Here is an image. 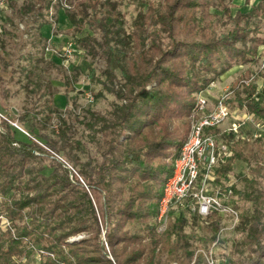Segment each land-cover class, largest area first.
Returning <instances> with one entry per match:
<instances>
[{
    "label": "trees",
    "instance_id": "obj_1",
    "mask_svg": "<svg viewBox=\"0 0 264 264\" xmlns=\"http://www.w3.org/2000/svg\"><path fill=\"white\" fill-rule=\"evenodd\" d=\"M53 1L28 0L24 12L40 17ZM101 2L76 0V12L68 15L71 24L82 26L88 21L91 28L106 35L107 25L99 18ZM212 2L145 0L132 34L136 41L132 60L118 57L107 40L106 74L114 81L118 69L122 81L116 94L119 103L109 116H94L88 124L101 135L97 165H79L67 154L64 163L53 160L51 170L44 173L37 164L45 149L28 136L22 140L18 137L22 132L3 122L0 218L6 217L16 231L5 228L0 219V264H25L32 256L36 264H173L192 258L195 248L189 240L193 235L183 232L188 210L178 208V215L173 210L165 231H158L164 186L188 139L196 96L234 65L250 62L264 45L261 30L249 27L256 7L252 11L240 8L233 14L230 6L219 2L218 9L232 26L218 36L209 30L213 22L203 25L211 15ZM200 10L203 15L196 16ZM249 40L252 44L247 48ZM246 94L238 105L264 120V95L255 100ZM60 137L61 145L46 137L44 144L60 153L69 142L63 131ZM244 140L234 142L230 157L217 170L221 181L240 162L248 165L252 175V179L243 176L241 189L231 188L243 202L251 203L254 216L247 211L240 214L245 236L227 264H264V139L255 151ZM69 164L79 177L66 167ZM191 215L193 220H205ZM82 233L88 237L67 242Z\"/></svg>",
    "mask_w": 264,
    "mask_h": 264
},
{
    "label": "rangeland",
    "instance_id": "obj_2",
    "mask_svg": "<svg viewBox=\"0 0 264 264\" xmlns=\"http://www.w3.org/2000/svg\"><path fill=\"white\" fill-rule=\"evenodd\" d=\"M27 2L28 0H7L0 13V112L8 119L2 120L1 128L4 121L12 128L15 127L11 123H15L23 131L24 135L18 134L22 140H27L26 133L38 139L30 137L47 152L37 164V167L44 169V173L51 170L53 160L64 163L67 154L74 157L79 165H97L101 161L98 144L101 135L93 132L88 124L94 116H109L113 105L119 103L116 94L122 81L118 69L114 70V81L106 74L108 65L104 52L105 43L110 40L115 47V54L125 61L134 59L133 48L136 41L132 34L137 18L144 10L145 0H102L99 18L101 24L107 25L106 35L98 28H91L88 21L82 26L74 27L71 24L68 15L76 12V0H54L49 11L40 17H34L30 11L24 12ZM219 2L230 6L233 14L240 8L252 11L256 7L258 12L256 10L255 15L250 18L249 27L259 28L264 37V0H213L209 9L211 15L205 18L203 25L213 22L212 29L209 30H214L218 36L228 32L232 26L218 9ZM201 11L196 16L203 15ZM88 16L91 17L90 11ZM81 39L88 41L83 45ZM70 41L75 42L76 52L72 59L65 61L60 55H63L64 48ZM150 44L151 40L147 41L146 48ZM251 44L249 40L247 48ZM238 47H243V44L238 43ZM250 59V62L234 65L212 80L196 96L197 103L200 97H204L212 108L219 99L225 97L234 112V118L243 119L249 113L238 105L239 100L247 96L246 92L251 93L255 100L257 97L261 100L264 95V45L259 47L257 56ZM208 77L214 76L209 74ZM192 117L191 115L188 120L189 134L193 124ZM234 118L211 133L220 136V142L230 143V149H233L231 146L235 147L234 142L245 139L255 151L261 139L254 137L253 125L246 123L234 134L229 131ZM62 131L69 142L64 150L55 153L44 143L47 138L61 145ZM71 165L66 167L79 177ZM243 176L252 179L248 165L238 162L220 183L232 184L241 189ZM81 183H84L82 179ZM235 202L240 213L247 211L250 217L254 216L251 203L243 202L238 195H235ZM175 210L178 215V208ZM184 214L183 232L193 235L189 245L195 248V253L192 258L185 259L186 262L173 264H210L207 257L211 253L215 264H227L229 256L235 252V246L245 236L242 224H235L230 218L220 216H215L214 221L205 219L200 222L193 220L191 214ZM0 219L5 228L15 233V227L6 217ZM166 228L167 225L162 228L159 225V233ZM87 237V233H82L70 237L67 242L81 241ZM200 254L203 255L202 259L199 258ZM24 263L36 264L33 256L24 260Z\"/></svg>",
    "mask_w": 264,
    "mask_h": 264
},
{
    "label": "built area",
    "instance_id": "obj_3",
    "mask_svg": "<svg viewBox=\"0 0 264 264\" xmlns=\"http://www.w3.org/2000/svg\"><path fill=\"white\" fill-rule=\"evenodd\" d=\"M6 1H0V13L5 8ZM75 52L76 44L70 41L60 56L67 61L73 58ZM192 116L191 132L174 162L172 175L163 189L158 209V223L161 228L167 225L172 211L180 208L203 219L212 216L228 217L238 224L241 213L231 190L233 185L220 183L217 175L218 168L231 155L230 145L224 141L220 142L222 138L211 133L230 118H234V112L225 97L219 99L212 108L207 98L200 97ZM2 120L8 121L0 112V129ZM246 123L253 125L256 139H264V120L251 114H245L243 119L234 118L229 131L238 133ZM11 124L23 133L17 124ZM26 134L36 140L29 133ZM211 255L207 257L208 262L215 264V259Z\"/></svg>",
    "mask_w": 264,
    "mask_h": 264
}]
</instances>
